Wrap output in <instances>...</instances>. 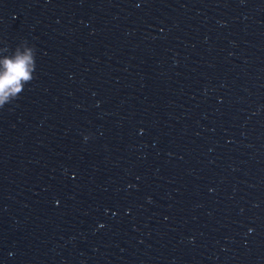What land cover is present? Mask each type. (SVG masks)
I'll return each mask as SVG.
<instances>
[{
    "label": "clouds",
    "instance_id": "clouds-1",
    "mask_svg": "<svg viewBox=\"0 0 264 264\" xmlns=\"http://www.w3.org/2000/svg\"><path fill=\"white\" fill-rule=\"evenodd\" d=\"M2 71H0V106L10 98L15 97L23 89L21 81L28 82L33 79L31 73L35 68L31 49H26L23 53L19 51L11 58L0 61Z\"/></svg>",
    "mask_w": 264,
    "mask_h": 264
}]
</instances>
